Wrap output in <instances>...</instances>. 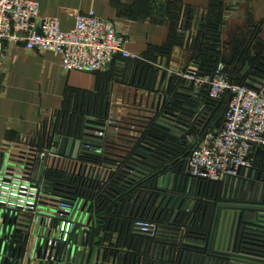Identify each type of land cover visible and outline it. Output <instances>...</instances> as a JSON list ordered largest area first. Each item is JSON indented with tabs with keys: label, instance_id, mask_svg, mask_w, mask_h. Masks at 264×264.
<instances>
[{
	"label": "built area",
	"instance_id": "built-area-1",
	"mask_svg": "<svg viewBox=\"0 0 264 264\" xmlns=\"http://www.w3.org/2000/svg\"><path fill=\"white\" fill-rule=\"evenodd\" d=\"M40 8V4L34 1L0 0V101L3 97V65L13 47L56 53L61 57L62 69L66 73L99 74L117 59L134 65L141 62L158 71L157 83L149 89L144 88L146 93L152 94L148 104L145 107L140 105L156 114L151 115L144 134L146 137L152 132L163 142L156 153L133 170L127 169L125 163L118 165L107 160L102 142L84 145L82 151L87 153H79L77 159L59 156L58 146L54 144L57 130L52 123L48 134L39 131L32 138L4 144L0 149V213L13 214L16 217L15 228L26 239L24 248L20 247L21 261L42 260L45 257L44 249L40 250L42 244L57 248L69 243L83 228L95 236L96 231L101 230L100 224L104 229L102 236L108 238L106 245L112 239L113 244L132 259H145L148 242L145 244L144 239L157 242L166 228L179 229L188 239L192 235V219L185 223L186 218L183 219L182 213L177 216L176 211L171 219V212L164 219L163 215L159 216L160 210L155 214L156 207L148 204L152 194L149 193L150 185L167 171L168 164L161 170L159 168L163 174L149 180L157 172L156 161L163 156L182 155L181 164L168 169L176 173L178 167L186 165V172L193 180L206 184L222 183L227 178L254 182L251 176L248 177L249 173L264 174V157L257 154L259 148L264 149V75L259 67L243 66L240 61L236 65L235 61L226 64L222 37L218 42L221 58L216 68L210 74L203 73L194 43L207 22V14L191 9L181 18L178 31L182 38L180 46L191 51L193 58L182 72H173L163 65L165 56L151 60L130 53L128 41L119 33L114 21L102 19L93 12H79L75 15L74 29L63 31L59 19L42 18ZM162 77L163 82H160ZM172 77L180 80L176 96L169 93ZM205 93L211 100L210 105L200 104ZM231 95L233 98L225 111L223 127L217 131L214 129L216 115ZM154 96L155 105L152 107ZM181 103L182 106L178 105ZM166 112L176 115L175 133L154 130ZM137 114L147 115L145 112ZM113 120L109 118L110 123ZM201 140L202 143L196 146ZM90 157L92 159L86 160ZM50 172L62 173L69 181L77 182L79 197L70 200L47 194L46 182ZM111 180L121 183L119 189L149 181L148 188L136 191L127 203H119L120 192L109 187ZM100 186H107L102 194L110 203H115L109 220L97 215L94 196ZM115 218L118 223L113 232L111 224ZM123 234L127 237L129 234L131 239L128 243L125 239L121 245Z\"/></svg>",
	"mask_w": 264,
	"mask_h": 264
},
{
	"label": "crops",
	"instance_id": "crops-1",
	"mask_svg": "<svg viewBox=\"0 0 264 264\" xmlns=\"http://www.w3.org/2000/svg\"><path fill=\"white\" fill-rule=\"evenodd\" d=\"M29 1L40 4L42 18L59 19L63 31L74 29L75 15L79 12H93L102 19L114 21L119 33L127 39L130 53L145 56L151 49L167 51L170 56H165L162 62L173 72H182L193 58L192 52L175 40L181 23L178 25L173 16L183 11V8L189 7L207 14L210 21L222 25L223 60L226 64H232L241 54L249 38L251 25L259 30L258 43H264V0ZM252 57L254 60L257 58L255 51ZM61 63V57L56 53L27 51L24 47L11 48L2 71L0 149L6 143L32 138L39 131L48 134L53 126L56 128L57 123L54 121L57 114L65 109L72 91L76 95L73 103H77L78 108L86 109L90 100L95 99L104 104L100 107L105 113L109 106L111 118L132 124L130 118L137 114L136 109L148 104L147 93L142 87L148 88L156 83L151 78L154 75L147 73L144 76L141 68L122 59L115 60L106 71L95 75L66 73ZM98 119L101 121V118ZM123 127L134 128L129 125ZM0 222V233L6 232L9 219L4 218ZM117 223L115 218L111 224L113 232ZM15 229L18 232L17 227ZM121 240L123 244V238ZM2 249L1 245L0 255ZM19 251L15 244H11L7 263L5 252L3 257L0 256V264H17ZM18 264L61 263L43 257L42 260L27 259Z\"/></svg>",
	"mask_w": 264,
	"mask_h": 264
},
{
	"label": "water",
	"instance_id": "water-1",
	"mask_svg": "<svg viewBox=\"0 0 264 264\" xmlns=\"http://www.w3.org/2000/svg\"><path fill=\"white\" fill-rule=\"evenodd\" d=\"M252 35L253 33H249L250 38ZM253 44L248 46V51L251 46L253 48ZM250 62H244L243 66H249ZM154 82L157 83V76ZM160 82H163V77ZM151 96V93H147L148 102ZM232 98L233 95L216 115L214 129L217 131L223 127L224 114ZM154 100L155 96L152 107L155 105ZM108 110L109 106L101 121L93 119L94 116H87L81 124L80 119H77L73 137L57 133L54 144L58 146V155L77 159L79 153H87L82 151L84 145L102 142L107 160L118 165L125 163L127 169L133 170L145 163L152 153H156L163 140L152 132L146 137L144 134L152 119L151 115L155 113L137 108L136 112H145L147 115L135 114L130 118L134 124H125L115 120L110 123L111 112ZM165 114L159 123L155 124L154 130L158 133H175L173 128L177 127L174 124L176 115L172 112ZM176 124L181 125L179 122ZM124 125L134 128L123 127ZM126 131L128 133H125ZM205 138L206 135L203 139ZM201 143L202 140L196 146ZM257 154L264 157V149L259 148ZM37 168L38 165L35 171ZM176 171L175 173L167 168L160 178L152 182L150 186L153 193L148 204L156 207L155 214L160 210L159 216L163 215L164 219L169 212L171 219L175 211L177 216L182 213L183 219L186 218L185 223L192 219V235L187 239L179 229L166 228L157 242L145 245V252L153 259L150 263L143 257L132 259L121 251L118 245H114L112 239L106 245V236H94L85 228L76 232L69 243L57 248L46 243L45 246L41 245L40 250L44 249L45 257L48 256L50 260L53 258V261L61 264H162L160 260L182 264H264V174L249 173L248 177L251 176L254 182L227 178L222 183L206 184L193 180L186 172V165L178 167ZM4 218L9 219V229L0 233V246L3 247L0 256L3 257L6 252L7 263L16 232V229L12 228L16 226V217L13 214L8 217V214L3 216L0 213V220ZM21 251L20 248L17 264L22 259Z\"/></svg>",
	"mask_w": 264,
	"mask_h": 264
},
{
	"label": "trees",
	"instance_id": "trees-1",
	"mask_svg": "<svg viewBox=\"0 0 264 264\" xmlns=\"http://www.w3.org/2000/svg\"><path fill=\"white\" fill-rule=\"evenodd\" d=\"M190 10L191 8L187 7L185 9L183 8V11H179L174 14L173 18L175 21L178 22V25L181 23V18H183L186 13L190 12ZM221 29H222V25L219 22L214 21V20L210 21L207 18V22L202 27L199 37L196 39L194 43V49L198 53L197 60L200 62L202 66V71L204 74H210L212 70L216 68L219 62V59L221 58V55L218 52V42L221 41V37H222ZM258 32L259 30L258 29L255 30L253 25L250 26V34L253 33L252 35L253 37L250 38L251 35L249 36L246 44L242 48L241 54L238 55V58L235 61V65L238 64V61H240L241 63L249 61L248 58H250V56H252V54H254V51H255L258 54V58H256L253 61L252 68L259 67L258 70L264 75V43L262 45L258 44V36H259ZM175 40L177 44L181 45L182 38L179 35V33H176ZM252 44H253V48L251 46L250 51H248L250 45ZM145 56L150 58L151 60H157L158 56H161V57L170 56V53L167 51H162L160 49H151L150 52ZM135 66H138L139 68H141L144 76L148 73V74H152V76L154 75V77H151L153 80L156 79L158 71L155 70L152 66L141 63V62L135 63ZM179 86H180V80L176 77H172L170 87H169V93L172 94L173 96H176ZM151 87H152V84L148 88L147 87L146 88L142 87V88L149 89ZM74 96H76L75 92L72 91L70 95L68 96L65 109H63L64 112H61L58 114V120L56 121L57 133H61L62 135H67L69 137H73L76 133L77 119H80L81 124H83L87 116H94L98 118H102L105 116L104 114L105 111H103L104 109H101L100 107V105L102 106L104 104L98 103L97 100L93 99L92 101L90 100V102L88 103L89 106L86 105L87 106L86 109L78 108L77 103H73ZM89 99H91V97ZM200 104H207V105L211 104V100L208 98V95L206 93L202 95ZM178 105L182 106V103ZM181 158H182V155L180 157V155H176V154L172 155L171 158H168L165 156H163V158L161 157V159L159 158L160 161H156L158 162L156 165V170L158 173L157 172L156 174L154 173L150 177L149 180H152V179L154 180L155 176H158V175L160 176L161 174H163L164 171H159V168L160 170L163 169L166 164H168L167 168H169L170 166L175 167L177 165H180ZM90 159L92 158L91 157L86 158V160H90ZM94 160L98 161V159H94ZM149 180L140 181L135 186L130 187V188L124 187L120 189H119V186L121 185V183L119 182L116 183L115 181L111 180V182L109 183L110 185L109 187L112 186L113 188H115L117 191L120 192L119 199H118L119 203H127L129 199L132 196H134L136 191L143 190L146 187L148 188L147 183ZM46 186H47L46 187L47 194L65 198V199H70V200H74L79 197V191H78L79 186L77 182L69 181L68 178L62 173L50 172L48 174ZM106 187L107 186L99 187V192L95 194L94 200H95V205H97V215L101 217L105 216L109 220L110 217L113 215L112 210H113V205L115 203H110L109 200L106 199L105 196L102 194ZM151 189L152 188L150 187L151 192L149 191V193H153ZM5 215L6 214H4L3 216ZM99 228L101 230L100 232L96 231L95 236H100L101 232L104 230L102 227V224H100ZM125 239L128 243L129 240L131 239L129 234H128V237L126 234H123V242H125ZM144 241H145V244L147 242L148 243L150 242L148 241V239H144ZM25 242H26V239L20 233V231L15 232V236L12 239V244H15L18 249L20 247L24 248ZM121 243H122V240H121ZM136 250L138 251L139 248L137 247ZM141 251L143 252L144 248H142ZM151 259L152 258L148 256V254L145 255L146 262L150 263Z\"/></svg>",
	"mask_w": 264,
	"mask_h": 264
},
{
	"label": "flooded vegetation",
	"instance_id": "flooded-vegetation-1",
	"mask_svg": "<svg viewBox=\"0 0 264 264\" xmlns=\"http://www.w3.org/2000/svg\"><path fill=\"white\" fill-rule=\"evenodd\" d=\"M256 53H257V52H256ZM237 58H238V57H237ZM237 58H236V59H237ZM257 58H258V54H257ZM248 59L251 61L249 66H251V68H252V63H253V61H254V57L250 56V58H248ZM245 63L247 64L248 61H246ZM154 197H155V195L153 196L152 199H154Z\"/></svg>",
	"mask_w": 264,
	"mask_h": 264
}]
</instances>
